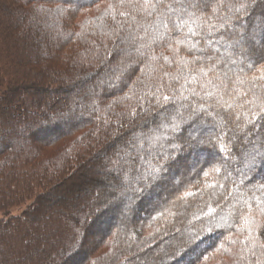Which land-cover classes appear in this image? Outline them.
Listing matches in <instances>:
<instances>
[{"label": "trees", "instance_id": "1", "mask_svg": "<svg viewBox=\"0 0 264 264\" xmlns=\"http://www.w3.org/2000/svg\"><path fill=\"white\" fill-rule=\"evenodd\" d=\"M0 90V264H264V0H0Z\"/></svg>", "mask_w": 264, "mask_h": 264}, {"label": "rangeland", "instance_id": "2", "mask_svg": "<svg viewBox=\"0 0 264 264\" xmlns=\"http://www.w3.org/2000/svg\"><path fill=\"white\" fill-rule=\"evenodd\" d=\"M86 13H90L89 11H87ZM85 90V89H84ZM84 90H80V91H76L77 94L79 95H84L85 94V91ZM1 91V90H0ZM2 92V91H1ZM87 92V91H86ZM67 116H69L67 114ZM40 121V120H39ZM41 122V121H40ZM65 125V124H64ZM63 125V126H64ZM8 142L4 140H0V146H5ZM227 159V158H225ZM192 161V159H191ZM191 161H189V163L191 164ZM201 162V161H198V163ZM188 163V164H189ZM108 167V166H107ZM109 169V168H108ZM140 170V169H139ZM174 178H165L164 179V182L170 184V183H174ZM258 179V178H257ZM156 180H160L159 178H157ZM116 194H118V192H114ZM34 202V200H28V201H25L23 204H20L12 209L9 210L8 213H5L4 211L3 212H0V220L4 219V218H7L6 216H9V217H18V216H21L23 214V212L28 208V206L32 205V203ZM124 208L125 209H129L130 208V204H127L126 202H124ZM121 219V217H117V221H119ZM262 229H264V227H261ZM262 236L264 237V233L261 232ZM96 238L94 239V237L91 238L90 240V244H93L95 242ZM89 244V245H90ZM212 256V255H211ZM210 257V259H208L206 262L202 263V264H214V263H217L219 262V259H221V256H219L218 254H213V256Z\"/></svg>", "mask_w": 264, "mask_h": 264}]
</instances>
